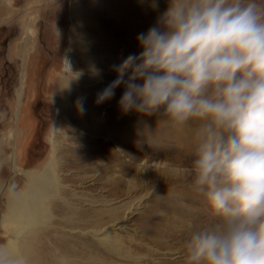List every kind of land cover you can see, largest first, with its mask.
<instances>
[{
  "label": "rangeland",
  "instance_id": "374dc122",
  "mask_svg": "<svg viewBox=\"0 0 264 264\" xmlns=\"http://www.w3.org/2000/svg\"><path fill=\"white\" fill-rule=\"evenodd\" d=\"M164 7L160 0V10ZM157 14L148 0H0V216L6 196L23 189L22 173L39 174L48 164L57 129L63 167L67 150L88 139L109 141L110 152L119 157L112 166L101 162L87 172L63 168L60 175L81 180L66 183L76 199L66 206L94 220V211L114 208L120 216L128 207L133 211L130 230L112 232L109 227L100 235L89 224L73 229L79 212L50 214L49 227L40 229L30 247L43 262L38 264H185L191 227L210 219L190 178L180 172L193 158L194 129L157 128L149 134L135 114L119 111L122 89L110 103L96 102L97 93L115 79L114 65L139 53L136 37L155 23ZM65 58L70 63L63 70ZM61 83L76 93L64 103ZM21 90L20 104L16 93ZM147 123L155 128L154 119ZM122 164L130 168L127 175ZM111 238L121 243L115 251L106 247ZM21 241L18 246L25 238Z\"/></svg>",
  "mask_w": 264,
  "mask_h": 264
},
{
  "label": "clouds",
  "instance_id": "9594fccd",
  "mask_svg": "<svg viewBox=\"0 0 264 264\" xmlns=\"http://www.w3.org/2000/svg\"><path fill=\"white\" fill-rule=\"evenodd\" d=\"M148 3L155 23L96 102L122 89L120 111L149 134L194 129L180 172L210 219L191 227L185 264H264V0H164L163 11Z\"/></svg>",
  "mask_w": 264,
  "mask_h": 264
},
{
  "label": "bare ground",
  "instance_id": "6f19581e",
  "mask_svg": "<svg viewBox=\"0 0 264 264\" xmlns=\"http://www.w3.org/2000/svg\"><path fill=\"white\" fill-rule=\"evenodd\" d=\"M162 10L163 9H161L160 11ZM156 17L157 15L153 16V19L156 20ZM69 63L70 60L67 61L65 58L63 62V70L69 68ZM66 85L67 84L61 83V88L59 89V98L60 101L63 103L70 101L76 94L73 89V86L68 84L69 87H67ZM22 95L23 90L17 91L16 97L20 104L22 102ZM85 114L86 113L84 112V115ZM81 116L85 117L83 116V114ZM115 119L116 118H114V120ZM113 126L114 125L110 124L108 125V127H106V133H108L109 138L111 137V135H113ZM103 130H105V128ZM59 132L60 129L55 130L53 132V137L50 139L52 145V155L48 164L44 167V170L41 173L39 172V174L36 171L22 173V184L24 186L23 189L16 193L7 195L5 198V211L4 214L0 216V231L3 234V237L2 239L0 238V241L5 240L6 243L2 245L0 244V259L4 260L6 264H13V262L20 260H23L24 264L43 263L40 261L39 258H36L34 256L32 250L30 251V247H32L34 245V242H36L35 238L38 235L40 229H45L49 227L48 220L50 214H56L58 216H62L66 213L73 215L78 214L79 211L66 206L68 201L71 200V198L72 200H76L74 196L70 195L71 193L67 191L66 183L76 184L81 180L80 178L79 180H76L75 178H69L68 175H60V171H62L63 168L72 169L75 167L79 171L87 172L88 170L94 169L96 166H98V163L101 162H104L106 164V167L112 166L114 162V164L118 162L117 159H119V157L116 158V155H113V153L110 152L108 143L109 141L101 143L99 141L96 142L93 139H88L87 141L83 142V146L73 147L67 150V155H65L63 158V167L58 160L59 144L55 139L56 135ZM15 165H13V170L16 167ZM120 169L124 174L130 168L129 166L122 164ZM121 192L123 193V191H120V195ZM124 194L125 192L122 195ZM105 202L109 203V200ZM114 212V208L107 209L105 212L94 211V216H96V219L94 220L90 217L91 215L89 213L85 211H80V220L74 223L73 229H78L79 231L81 227L87 226L89 224L90 228L96 230V233H98L99 235L103 233L106 228L109 227H111L112 232L130 230L131 225H129V216L131 213H133V211L128 207L126 208V212L124 214L122 212V216L115 215ZM23 238H25L23 245L19 244L18 246V243L21 241V239L23 240ZM59 243L62 247L65 248L66 245L62 241H60ZM105 243L107 245L106 247L111 248L114 251L117 250L121 245V243L115 238H111L109 241L105 240ZM55 261L66 263L63 259L58 258ZM92 262H94V260Z\"/></svg>",
  "mask_w": 264,
  "mask_h": 264
}]
</instances>
